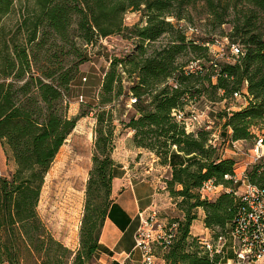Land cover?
<instances>
[{"label":"trees","instance_id":"trees-1","mask_svg":"<svg viewBox=\"0 0 264 264\" xmlns=\"http://www.w3.org/2000/svg\"><path fill=\"white\" fill-rule=\"evenodd\" d=\"M197 1L0 0V142L16 165L10 177L0 173V264L96 262L105 249L100 235L113 203V109L117 101L125 106L134 98L125 126L134 132V146L170 168L167 190L184 214L166 225L173 236L160 246L162 257L166 264H213L192 225L202 209L214 238L232 230L243 204L242 183L225 176L236 175L237 161L219 155L220 147L210 142L214 129L187 132L172 113L204 98L226 102L209 116L231 130L232 141L255 145L259 134L264 137V0H202L215 26L231 24L224 36L240 47L238 55L229 50L225 62L211 53L214 38L192 37L174 21L187 20ZM131 11L141 14L144 25L126 24ZM115 35L137 42L129 53L112 56L98 101L88 103L99 110V128L80 247L74 251L51 234L38 207L46 175L85 115H69L68 97L82 75L80 66L90 60L88 48ZM190 55L205 63L203 72L185 71L183 58ZM245 89L249 104L233 110L229 100ZM246 174L264 189V159ZM211 179L229 188L213 201L199 191Z\"/></svg>","mask_w":264,"mask_h":264},{"label":"rangeland","instance_id":"rangeland-1","mask_svg":"<svg viewBox=\"0 0 264 264\" xmlns=\"http://www.w3.org/2000/svg\"><path fill=\"white\" fill-rule=\"evenodd\" d=\"M190 11L187 20L179 22L174 20L178 25L186 29L188 35L196 38L212 37L216 41H225L224 35L230 31L231 24H224L219 27L215 26L214 18L202 0H198L191 7ZM125 22L128 26L138 23L144 25L141 14L134 11L126 15ZM190 27L197 29L198 32H191L189 30ZM262 28L264 29V27ZM136 39L115 35L102 39L94 46H90L87 52L90 60L85 61L80 66L82 75L74 83L68 97L69 115L71 117L81 115V113H85V115L80 117L76 128L67 139L66 144L60 150L50 171L46 175L41 194V218L51 234L72 250H74L73 247H75L76 243L80 242L87 202L88 181L93 167V156L96 153L95 143H97V128H99L96 118L99 110L98 108L92 109L88 103L95 104L98 101L101 81L104 72L108 69V63L112 56H121L129 53L135 48ZM211 50L213 57L220 59L221 62L227 60L225 55H221L222 50L218 45H212ZM225 54L229 55L228 47L225 49ZM192 57L194 56L190 55V57L183 58L184 63L194 59ZM127 81L128 79L125 78V83ZM123 99L121 97L120 101ZM229 101L232 102L231 104H238L241 100L235 98ZM130 102L131 99L123 106L117 101L113 109L116 124L115 143H117L120 137L127 135L131 131L130 128L125 126V123L129 120V112L132 109L129 106ZM225 105L226 102L213 104L204 98L197 106L209 115L210 111H221ZM111 107L109 105L107 109ZM210 119L213 120L211 117ZM213 126L217 132L221 130V125L214 123ZM242 145L244 149L241 153H238L239 157L250 160L251 150L254 147L253 142L245 141ZM0 153H2L0 157V173L10 177L16 169V165L13 158L6 153L2 142H0ZM229 156L235 157L231 152H229ZM158 164L160 167H156L152 159L146 156L142 167L147 169L154 167L155 173L158 174L157 176H162L159 184L161 196L154 209L157 211L159 223H162L163 227H166L174 219H183L184 214L178 207L179 200L172 197L167 190L166 181L172 176L171 170L167 166L161 165L159 161ZM253 165L250 164L248 169L250 170ZM243 190L244 188L242 187L240 192H243ZM197 213L200 216L204 215L202 209H198ZM199 227H203L200 222L197 224V228ZM157 254L160 260L163 259L162 251L159 248Z\"/></svg>","mask_w":264,"mask_h":264},{"label":"built area","instance_id":"built-area-1","mask_svg":"<svg viewBox=\"0 0 264 264\" xmlns=\"http://www.w3.org/2000/svg\"><path fill=\"white\" fill-rule=\"evenodd\" d=\"M191 32L197 29L190 27ZM198 32V31H197ZM218 45L222 54H225V49L228 47L233 55L240 53L238 44L231 43L229 38L225 36V41H214L210 43ZM212 53V50H211ZM218 59V58H216ZM111 61V60H110ZM205 70V63L200 59L190 60L185 71L191 74H198ZM169 82L178 88L179 82L175 78L169 79ZM248 92L244 90L239 93L236 92L234 97L238 100L248 102ZM137 103V98L131 99L129 106ZM245 105H239L240 109ZM233 108V106H232ZM172 115L176 121L183 125L187 132H195L199 129L212 130L214 129V121L205 111L200 110L197 104L190 102L185 109H174ZM225 140L222 138V131L213 130L211 143L214 147H220V144ZM225 143L231 146L236 153H241L242 143L240 141L228 140ZM251 163L254 164L264 158V137L259 134L256 144L251 150ZM248 164V167L250 166ZM226 179H233L235 183L241 182L244 188L243 192H238L242 207L237 216L236 222L232 230L227 236H220L214 238L201 237L200 241L204 250L209 254L213 264H264V189L256 184L251 183L244 172L242 176L237 173L234 176L226 175ZM229 188L220 184H216L214 180L205 181L199 189L201 197L210 201L219 197L222 192L228 191ZM156 209H152L146 214H142V225L139 227L136 235V248L142 253L143 264H161L158 257L157 250L165 242H169L172 234L167 233V227H163L157 218ZM177 227H172V232ZM217 261H214V258ZM130 255L121 264H132L128 262Z\"/></svg>","mask_w":264,"mask_h":264},{"label":"crops","instance_id":"crops-1","mask_svg":"<svg viewBox=\"0 0 264 264\" xmlns=\"http://www.w3.org/2000/svg\"><path fill=\"white\" fill-rule=\"evenodd\" d=\"M109 64L110 62L108 66ZM247 104L249 103L241 100L238 104L235 103L232 109L237 110L239 105ZM221 131L222 138L226 136L228 140H231L232 132L230 129H221ZM133 134V131H129L127 135L120 137L116 143L113 153L116 162L113 168L112 180L113 203L109 208L100 235V243L105 249L99 253L94 264H121L127 259L128 255H130L128 262L143 264L142 253L136 248V235L142 225V214L152 210L160 199L159 184L162 176H157L154 167L149 169L142 167L146 156L152 159L156 167H160L158 164L159 159L152 152L134 146L132 142ZM223 139L225 140V138ZM225 141L220 144L218 153L224 158H234L237 161V174L242 176L244 172L246 173L252 158L245 160L239 157V154L234 152ZM240 142L243 144L244 141ZM229 152L234 154L235 157H230ZM41 202L42 196L38 207L40 216H42ZM204 218L205 213L203 216L199 215V218L193 223L192 235L200 236V238H208L212 235L211 231L205 227ZM199 222L203 227L197 228ZM79 247L80 242L78 241L73 249ZM160 262L166 264L164 259H161Z\"/></svg>","mask_w":264,"mask_h":264}]
</instances>
